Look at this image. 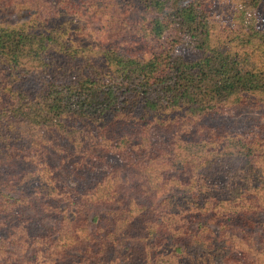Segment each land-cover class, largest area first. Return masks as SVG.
<instances>
[{
    "label": "trees",
    "instance_id": "trees-1",
    "mask_svg": "<svg viewBox=\"0 0 264 264\" xmlns=\"http://www.w3.org/2000/svg\"><path fill=\"white\" fill-rule=\"evenodd\" d=\"M90 6L112 37L159 49L116 53L109 72L68 68L47 62L50 35L0 26V264H255L264 130L197 125L185 137L169 125L264 108V30L211 24L204 0ZM187 44L198 57L178 51ZM130 122L132 139L118 131Z\"/></svg>",
    "mask_w": 264,
    "mask_h": 264
},
{
    "label": "rangeland",
    "instance_id": "rangeland-1",
    "mask_svg": "<svg viewBox=\"0 0 264 264\" xmlns=\"http://www.w3.org/2000/svg\"><path fill=\"white\" fill-rule=\"evenodd\" d=\"M91 1L93 0H73V11L61 12L56 9L54 0H47L45 5L33 3L30 0H0V26L12 31L50 35L52 39L48 47L50 60L47 62L68 68H83V66L90 65L109 72L112 69L111 58L116 53L148 57L151 52L159 49L156 41L144 39L124 42L112 37L109 18L100 15V10L97 14L96 8L93 9L90 6ZM204 3L211 24L235 28L248 21L264 30V0H259L255 8L244 6L242 0H204ZM214 32L216 33V30ZM197 33L199 34V31ZM213 34V31H210L208 38H213ZM187 47L181 45L177 49L188 58L199 56V52L192 49L191 44H187ZM21 63H26V60L22 59ZM177 116L181 115L169 114L164 120L172 117L178 118ZM180 118L176 124L169 125V130L172 129L173 132L180 133L184 131L185 137L192 135L193 131L189 130L195 129L197 125L217 130L220 128L233 131L246 129L256 133L264 130V108L253 100L248 101L244 106L234 107L229 113L219 112L204 120L196 121V123ZM130 123L132 124L122 125L118 131L123 134L122 136L126 135L127 138L132 139L134 136L132 129L136 127V124ZM150 130V133L156 138L154 129L150 128ZM108 159L111 163H120V159L114 156H110ZM24 208L27 207L24 206ZM26 210L28 213L25 216L28 217L31 215V211ZM257 222L259 226L253 232L254 242L249 245L248 256L255 264H264V245L258 243L264 214L257 217ZM210 227L217 232L216 226L211 225ZM70 255L78 256L72 252Z\"/></svg>",
    "mask_w": 264,
    "mask_h": 264
}]
</instances>
